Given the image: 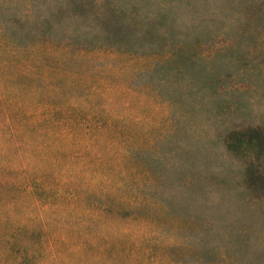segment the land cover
Masks as SVG:
<instances>
[{"label": "trees", "instance_id": "16d2710c", "mask_svg": "<svg viewBox=\"0 0 264 264\" xmlns=\"http://www.w3.org/2000/svg\"><path fill=\"white\" fill-rule=\"evenodd\" d=\"M179 2L0 0V264H178L146 238L133 98L149 71L166 81Z\"/></svg>", "mask_w": 264, "mask_h": 264}, {"label": "rangeland", "instance_id": "374dc122", "mask_svg": "<svg viewBox=\"0 0 264 264\" xmlns=\"http://www.w3.org/2000/svg\"><path fill=\"white\" fill-rule=\"evenodd\" d=\"M179 1L161 27L166 81H134L150 251L163 263L264 264V0Z\"/></svg>", "mask_w": 264, "mask_h": 264}]
</instances>
